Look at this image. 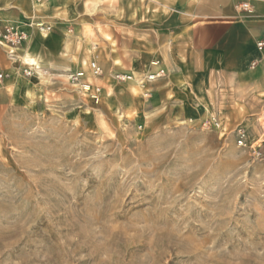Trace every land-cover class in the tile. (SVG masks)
<instances>
[{
	"label": "rangeland",
	"instance_id": "374dc122",
	"mask_svg": "<svg viewBox=\"0 0 264 264\" xmlns=\"http://www.w3.org/2000/svg\"><path fill=\"white\" fill-rule=\"evenodd\" d=\"M73 1L63 60L0 46V264H264V119L218 78L181 82L119 0Z\"/></svg>",
	"mask_w": 264,
	"mask_h": 264
},
{
	"label": "crops",
	"instance_id": "0c3cea01",
	"mask_svg": "<svg viewBox=\"0 0 264 264\" xmlns=\"http://www.w3.org/2000/svg\"><path fill=\"white\" fill-rule=\"evenodd\" d=\"M44 1H40L43 6L38 13H35L34 0H9L7 5L0 4V33L8 25L27 32L30 38L23 49L17 48L18 55L28 53L38 63L39 70L41 60L34 49L40 45L50 58L63 60L62 55H67L66 49L77 38L73 29L79 25L78 20L69 19L74 9L73 0H51L46 4ZM119 1L117 22L125 24L133 34H141L138 36L142 40L157 39L158 55L173 57L174 70L183 74L181 82L184 80L194 86V83L188 84L193 80L198 87L206 82V88H210L212 81L218 78L222 88L237 89L238 118L264 119V49L257 47L264 42V0ZM98 2L87 0L84 10L95 8ZM37 19L45 20L52 28L49 36L48 31L40 35L38 29L37 33L29 30V21ZM134 25L140 27L134 28ZM67 31L72 35L65 33ZM146 46L149 47V43ZM19 60L21 66L29 68ZM84 60L80 63L82 66ZM48 63H53V67L56 62L45 65ZM80 64L76 68H80ZM59 65L72 66L67 62ZM5 85L8 86L7 82Z\"/></svg>",
	"mask_w": 264,
	"mask_h": 264
},
{
	"label": "built area",
	"instance_id": "2783aa9c",
	"mask_svg": "<svg viewBox=\"0 0 264 264\" xmlns=\"http://www.w3.org/2000/svg\"><path fill=\"white\" fill-rule=\"evenodd\" d=\"M46 29L47 31L50 30V28H46ZM27 39H28V34L25 31H22L13 25H8L5 28V31L0 34V44L8 46L11 50L17 49L20 45L25 43ZM257 47L260 50L264 49V42L259 43ZM90 67L94 71L95 76H100L102 74V70L96 62L91 63ZM28 74L30 75V72ZM81 77L83 76H81L78 73L72 76L73 81H78V82L81 79ZM4 78H5L4 75L0 73V84H2ZM79 86H81L83 90H88V91L91 90V85L89 83H81L79 84ZM96 91L97 92L100 91L99 88H96ZM238 134L240 139L239 144L244 145V142L246 140V132L244 130H239Z\"/></svg>",
	"mask_w": 264,
	"mask_h": 264
},
{
	"label": "bare ground",
	"instance_id": "6f19581e",
	"mask_svg": "<svg viewBox=\"0 0 264 264\" xmlns=\"http://www.w3.org/2000/svg\"><path fill=\"white\" fill-rule=\"evenodd\" d=\"M40 1L41 0H36V1H34L33 3H34V9L36 10L35 11V13L37 12L38 13V11L41 9V7L43 6L41 3H40ZM34 26H39V25H34ZM46 29L45 28H41V29H38V33L41 35H43V34H45L46 33ZM17 50V49H16ZM20 57V59H21V61L24 63V65H26V66H28L29 68H30V70H31V72H33V70H37V69H39V65H38V63L35 61V59L34 58H32L28 53H24L23 55H20L19 56ZM91 72L94 74V71L93 70H91ZM78 74H80L81 76H84V73H78ZM129 79H131V85H134V84H136L137 83V80H136V77H130ZM138 85V84H137ZM87 89V88H86ZM85 91H88V90H85ZM90 94H92L93 95V93L91 92Z\"/></svg>",
	"mask_w": 264,
	"mask_h": 264
}]
</instances>
